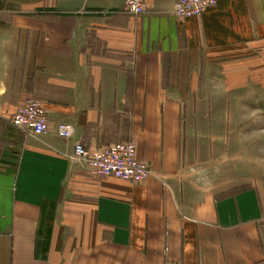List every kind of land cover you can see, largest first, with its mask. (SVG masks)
Segmentation results:
<instances>
[{
	"label": "crops",
	"instance_id": "obj_1",
	"mask_svg": "<svg viewBox=\"0 0 264 264\" xmlns=\"http://www.w3.org/2000/svg\"><path fill=\"white\" fill-rule=\"evenodd\" d=\"M178 1L146 0L134 16L125 0H0V264H264V186L203 185L188 166L205 124L186 121L212 68L226 77L264 52V0L188 19ZM29 99L43 136L11 124ZM76 143H133L153 175H94L71 158Z\"/></svg>",
	"mask_w": 264,
	"mask_h": 264
},
{
	"label": "rangeland",
	"instance_id": "obj_2",
	"mask_svg": "<svg viewBox=\"0 0 264 264\" xmlns=\"http://www.w3.org/2000/svg\"><path fill=\"white\" fill-rule=\"evenodd\" d=\"M6 7L24 16L49 13L44 7L31 12ZM250 59L228 67L226 77L218 67L212 68L210 80L200 84L198 99L186 102L188 124L194 129L205 124L204 136L192 141L188 168L221 195L264 186V52Z\"/></svg>",
	"mask_w": 264,
	"mask_h": 264
},
{
	"label": "built area",
	"instance_id": "obj_3",
	"mask_svg": "<svg viewBox=\"0 0 264 264\" xmlns=\"http://www.w3.org/2000/svg\"><path fill=\"white\" fill-rule=\"evenodd\" d=\"M145 1L126 0V12L134 16L144 14ZM219 1L179 0L174 13L179 19L201 17ZM11 124L17 130L33 137H40L48 132L44 110L34 99L26 102L11 119ZM57 134L59 138L69 142L75 138V129L72 125H60ZM71 158L77 163H85L88 170L97 176L141 183L153 175L149 167L137 159V150L133 143L114 144L95 152L88 150L81 143H76Z\"/></svg>",
	"mask_w": 264,
	"mask_h": 264
}]
</instances>
